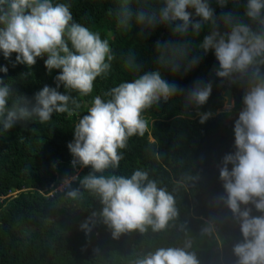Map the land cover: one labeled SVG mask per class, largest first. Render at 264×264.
<instances>
[{
    "label": "clouds",
    "instance_id": "obj_1",
    "mask_svg": "<svg viewBox=\"0 0 264 264\" xmlns=\"http://www.w3.org/2000/svg\"><path fill=\"white\" fill-rule=\"evenodd\" d=\"M235 2L115 0L109 14L121 32L135 27L137 35L145 37L159 25L168 27L171 38L155 42L156 67L144 70L135 54H125L119 64L131 79L91 95L94 81L108 77L117 60L110 41L73 18L70 0H0V58L6 62L0 64V74L6 76L9 67L22 65L25 71L17 79L26 80L37 59L45 74L58 70L53 86L44 84L31 97L14 89L13 78L0 77V136L19 123L45 124L54 113L79 116L66 147L70 164L89 171L63 177L61 187L71 200L80 199L84 190L100 205L79 225L85 236L97 222L117 238L132 230L161 231L176 217L173 195L158 187L146 170L136 168L127 176L104 173L118 167L129 138L144 135L148 127L144 114L153 106L179 97L185 112L195 110L198 123L213 115L199 111L212 91L211 80H195L181 88L163 74L186 75L211 51L219 85L237 86L242 92L232 123L234 150L220 160L223 193L215 203L229 210L238 225L241 238L231 246L234 264H264V0H244L242 17L233 11L215 15L210 6L215 3L223 9ZM202 28L207 34L196 43L193 38ZM89 96L85 114L80 115L77 97ZM233 106L227 103L224 110ZM73 182L79 187L73 188ZM253 209L259 215H252ZM190 248V242L158 247L133 264H199Z\"/></svg>",
    "mask_w": 264,
    "mask_h": 264
},
{
    "label": "trees",
    "instance_id": "obj_2",
    "mask_svg": "<svg viewBox=\"0 0 264 264\" xmlns=\"http://www.w3.org/2000/svg\"><path fill=\"white\" fill-rule=\"evenodd\" d=\"M70 3L73 18L99 31L102 38L110 41L117 56L109 76L94 81L91 95L101 94L123 79H131L119 64L125 54H135L144 70L156 67L155 42L171 38L167 26L158 25L145 37L138 36L135 27L123 33L109 14L116 6L115 0H70ZM243 4L244 0H236L223 9L215 3L210 6L215 15L233 11L242 17ZM206 34L207 29L202 28L194 42L198 43ZM4 63L0 58V64ZM215 66L209 51L186 75L163 73L181 88L189 87L195 80L212 81L210 96L199 109L213 113L207 121L198 123L195 110L185 112L179 97L153 106L144 114L148 121L144 135L129 138L126 148L121 150L118 167L104 173L114 171L127 176L140 168L148 172L158 187L173 195L177 215L158 232L150 228L143 233L132 230L113 238L110 230L99 222L87 236L79 228L91 212L100 208L97 199L87 191L81 190L80 199L74 201L66 197V188L58 187L63 177L83 176L89 171L88 167L70 164L72 157L66 147L72 140V124L79 116L54 113L45 124L19 123L0 136V264H133L135 259L158 247L180 246L185 242L191 243L189 250L195 253L199 264H234L231 246L241 237L230 211L215 203L216 197L223 193L215 177L222 156L234 150L232 123L241 106L242 92L232 86L234 107L229 112L215 113L222 103L220 89L228 88L219 85V78L212 71ZM22 71H25L22 65L9 67L7 75L0 77L13 78L14 89L31 97L44 84L53 86L52 77L58 70L45 74L42 60L37 59L31 68L32 76L17 79ZM90 99L91 96L77 97L80 115L85 114ZM211 126L218 130L220 140L212 157L201 159L198 141L211 139L203 133ZM203 150L210 156L208 149ZM71 186L79 187L78 182ZM251 214L259 215L254 209ZM210 224L212 229L203 232Z\"/></svg>",
    "mask_w": 264,
    "mask_h": 264
},
{
    "label": "rangeland",
    "instance_id": "obj_3",
    "mask_svg": "<svg viewBox=\"0 0 264 264\" xmlns=\"http://www.w3.org/2000/svg\"><path fill=\"white\" fill-rule=\"evenodd\" d=\"M220 94H221V97H222V103H221V105L219 107H217L215 109V113L224 112L225 111L224 110V105L227 104L228 102L233 104L232 90H231V88H221L220 89ZM203 133H205L206 135H208L211 139L208 140V141H201L200 138H199V141H198L199 147L202 148V149L199 150V157L201 159H203V158L210 159L212 157V153L214 152V150L218 146V140H220V135L219 136L216 135V133H218V130L216 128H214L213 126H211L210 128L205 129L203 131ZM190 142L191 141H189V143ZM203 149H208L210 156ZM77 170H79V168ZM215 178H216V181L217 182L221 183L219 181V179H218V173H216V177ZM58 187H61V185L58 184Z\"/></svg>",
    "mask_w": 264,
    "mask_h": 264
},
{
    "label": "water",
    "instance_id": "obj_4",
    "mask_svg": "<svg viewBox=\"0 0 264 264\" xmlns=\"http://www.w3.org/2000/svg\"><path fill=\"white\" fill-rule=\"evenodd\" d=\"M229 103V102H228Z\"/></svg>",
    "mask_w": 264,
    "mask_h": 264
}]
</instances>
